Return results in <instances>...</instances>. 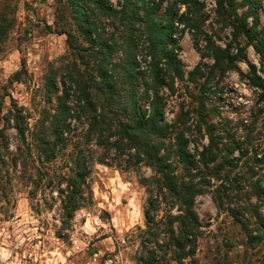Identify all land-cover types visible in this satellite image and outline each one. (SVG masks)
I'll return each mask as SVG.
<instances>
[{
    "label": "rangeland",
    "instance_id": "obj_1",
    "mask_svg": "<svg viewBox=\"0 0 264 264\" xmlns=\"http://www.w3.org/2000/svg\"><path fill=\"white\" fill-rule=\"evenodd\" d=\"M9 1L16 9L11 13L13 28L0 55V130L9 145L8 169H4L8 172L3 178L4 190L0 191V264H138L144 252L141 230L146 229L144 212L149 198L140 181L151 176L149 170L121 172L116 167L97 165L91 175L92 200L71 222L61 218L57 193L37 184L40 165L36 162L34 135L44 112L54 109L57 104L55 97L49 101L48 87L51 80L56 81V92L61 94V80L67 76L68 66L76 61L75 48L89 45L70 20L56 24L55 0ZM109 1L115 9H121L122 0ZM198 2L203 6L201 14L207 18L206 37L223 48L231 46L234 54L243 50L246 60L237 64V71L224 76L214 74V60L205 49V42L197 52L192 33L187 30L180 38L182 27L178 28L172 33V39L178 41L175 54L185 79H176L173 89H163L165 117L170 123L181 116L188 120L187 115L203 105L207 122L216 127L223 154L224 146L229 144L243 143L244 147L253 150L237 168L221 173L220 179L228 177L233 187L239 188L242 201L233 200L218 207L212 191L222 184V180L215 177L210 179L211 192L196 198L195 210L202 227L196 254L184 264H264V235H249L244 228L248 225L250 231L257 227L250 212L253 208L245 199L256 180L250 174L257 165L253 154L264 151V91L254 88L250 66L255 67L257 77L264 80V49L262 52L256 50L255 47H259L256 40L252 42L253 48L248 46L249 39L244 36L235 39L234 29L218 16L215 0ZM237 2L240 4L242 0ZM63 5L69 19L70 8ZM165 8L166 5L163 12ZM257 8L255 16L248 22L251 27L254 18L258 20L257 34L259 39H264V0L257 2ZM184 11L181 8L179 14ZM248 11V8H240L238 12L242 15ZM62 27L75 36V48L70 49L67 37L59 34ZM100 27L104 39L113 37L118 46H125L124 52L119 50L113 55L117 62L127 52L126 25L118 18L103 17ZM133 37L138 45L137 59L141 69L147 71L151 58L145 49L148 43L144 27L136 25ZM77 64L82 73L86 71L80 62ZM196 67H200L205 76L190 83L189 74ZM17 73L18 78H14ZM170 75L167 71V84L171 83ZM21 110L25 143L13 121V115ZM189 121L196 125L198 119ZM202 134L204 138L202 135L193 138L200 149L208 143L205 130ZM13 158L18 161L16 166L12 163ZM22 165H26V169ZM257 168L264 179V164ZM256 203L253 199L252 204ZM236 211L242 213L240 222L233 216ZM259 211L264 215V207L260 206ZM166 213L162 208L159 219ZM168 259L167 264H178L176 260Z\"/></svg>",
    "mask_w": 264,
    "mask_h": 264
},
{
    "label": "trees",
    "instance_id": "obj_2",
    "mask_svg": "<svg viewBox=\"0 0 264 264\" xmlns=\"http://www.w3.org/2000/svg\"><path fill=\"white\" fill-rule=\"evenodd\" d=\"M55 1L56 24L70 20L89 46L75 48L73 33L64 27L59 31L67 37L69 48L76 49V61L68 66V74L61 80L60 95L56 92V81L51 80L48 87L49 101L55 97L57 104L54 109L44 112L34 135L36 162L40 165L37 184L57 193L61 218L71 222L92 200L91 175L97 165L116 167L121 172L149 170L151 176L140 181L149 198L144 212L146 229L141 230L144 252L138 264H167L168 258L184 264L196 254L202 227L195 210L196 198L211 192L210 179L215 177L222 180V184L212 191L218 207L233 200L242 201L239 188L233 187L228 177L220 179L221 173L237 168L253 149L244 147L243 143L229 144L224 146L223 154L216 127L207 122L203 105L191 111L188 120L181 116L170 123L166 119V98L162 91L166 87L173 89L176 79H185L175 54L178 41L172 39V33L180 27V38L185 31L191 32L197 52L204 41L205 49L214 60L212 73L221 76L238 70L237 64L246 60L244 51L234 54L231 46L223 48L206 37L207 18L201 14L203 6L198 0H157L153 3L150 0H122L120 10L109 0ZM215 1L218 16L234 29L235 39L244 36L249 39L248 46L252 47L256 40L259 47L255 48L262 52L264 39H259L257 34L259 22L254 18L251 27L248 22L255 16L259 0H242L240 4L237 0ZM63 4L70 8L69 19ZM181 8L185 11L179 14ZM240 8L249 11L240 15ZM15 9L9 0H0V55L13 28L11 13ZM103 17L118 18L128 30L127 52L117 62L113 55L119 50L124 52L125 46H118L113 37H102L99 31ZM136 25L145 29L148 43L145 49L151 58L147 68L149 75L141 69L137 59L138 45L133 37ZM78 62L86 73L80 71ZM250 67L254 88L264 91V80L257 77L255 67ZM167 71L171 74L170 84L165 83ZM18 76L19 73L14 78ZM204 76V71L196 67L189 74L188 82L195 83L197 78ZM21 112L13 115V121L25 143ZM193 118L198 119L196 125L189 124ZM204 130L208 143L200 149L193 138L198 135L204 138ZM5 138L0 130V191L4 190L3 178L8 172L4 171L8 169L9 149ZM252 158L257 165L250 174L256 180L245 201L253 208L250 212L257 227L250 231L248 225L244 228L249 235H264V215L259 211L260 206L264 207V179L257 168L264 164V151H255ZM17 162L13 158L15 166ZM21 167L26 169V165ZM233 191L236 193L232 194ZM253 199L257 201V207L260 205L258 208L252 204ZM162 208L167 213L159 219ZM240 214V211L233 213L238 222Z\"/></svg>",
    "mask_w": 264,
    "mask_h": 264
}]
</instances>
